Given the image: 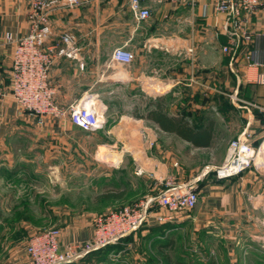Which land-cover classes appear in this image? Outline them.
Masks as SVG:
<instances>
[{"label":"crops","instance_id":"crops-1","mask_svg":"<svg viewBox=\"0 0 264 264\" xmlns=\"http://www.w3.org/2000/svg\"><path fill=\"white\" fill-rule=\"evenodd\" d=\"M143 5L150 15L141 20L131 11L129 0H79L71 7L53 8L49 14L52 31L47 42L61 45L63 33L74 37L68 45L71 54L56 56L50 66L49 81L54 87L55 100L64 108L88 95L101 100L104 86L120 85L116 98L121 100L131 95L135 107L109 112V116L115 117L107 131L142 133L135 140L116 139L123 147L135 148L132 155L138 168L152 174L141 176L146 185L145 197L156 196L167 181L193 184L198 193L193 220L202 225L211 222L230 241L242 222L250 217L248 205L261 197V193H247L248 187L258 184L259 169L251 168L238 176L218 180L211 168L222 162L228 141L244 128L259 139L264 125V85L257 78L264 72V66L249 64L243 57L244 46L236 48L232 55L221 51L227 38L217 31L211 0L145 1ZM28 12L29 0H0V116L26 120L42 134L70 133L78 127L67 116L37 123L36 118L20 113L12 99L9 89L12 44L4 42V35L6 32L13 36L27 34ZM251 28L261 30L262 19L253 18ZM118 46L134 53L129 65L117 67L118 63L111 60V53ZM249 48L264 63V40L256 39ZM108 94L114 92L110 90ZM160 99L168 115L183 116L199 126L211 120L209 146H194L145 118L146 112L155 108V102ZM242 101H252L258 107ZM151 132L165 136L151 139ZM148 141L152 144L148 145ZM178 144L195 149L218 146L222 151L216 164H208V168L199 171L197 167L184 166L173 150ZM150 147L154 154L148 153ZM263 156L264 147L257 164H264ZM183 220L184 216L170 224L174 226ZM92 232L91 222H69L61 229L60 247L87 241Z\"/></svg>","mask_w":264,"mask_h":264},{"label":"rangeland","instance_id":"rangeland-1","mask_svg":"<svg viewBox=\"0 0 264 264\" xmlns=\"http://www.w3.org/2000/svg\"><path fill=\"white\" fill-rule=\"evenodd\" d=\"M117 87L115 83L104 86L101 100L94 99L103 119V128L94 132L77 128L60 136L42 134L26 120L0 116V264L23 263L27 258L25 243L37 231L61 230L69 222L93 224L99 215L144 199L145 195L132 197L130 193L119 199L97 198L109 191L125 189L128 193L130 187H140L139 177L152 175L138 168L132 155L135 148L123 147L116 139L135 140L142 133L107 131L115 117L109 116V112L135 107L131 95L121 100L116 98L120 85ZM110 90L114 94H108ZM129 91L131 94L132 90ZM149 134L151 139L165 136L159 132ZM173 150L184 166L201 171L208 164L218 162L222 148L195 149L178 144ZM149 151L154 154L153 148ZM258 166V184L248 187L247 193H261V197L253 204L247 200L250 217L242 222L230 241L211 222L202 225L193 220L194 208L183 215L184 222L174 223L171 234L160 236L164 239L151 242L148 227H139L131 243L121 241L117 247H99V253L85 259L82 255L75 263L264 264V164Z\"/></svg>","mask_w":264,"mask_h":264},{"label":"built area","instance_id":"built-area-1","mask_svg":"<svg viewBox=\"0 0 264 264\" xmlns=\"http://www.w3.org/2000/svg\"><path fill=\"white\" fill-rule=\"evenodd\" d=\"M145 1L163 0H129L130 9L139 20L150 15L149 9L143 5ZM78 3L79 0H63L62 3L58 0H29L28 33L13 36L6 32L4 35V42L12 44L9 89L17 110L36 118L37 123L67 116L81 130L94 132L103 128V119L93 97L88 95L66 108L61 107L55 100L54 87L49 81V70L54 58L70 55L68 45L74 39L73 35L63 33L61 45L48 43L52 31L49 14L57 5L71 7ZM211 7L218 33L227 38V43L220 47L221 51L232 55L236 48L244 46V59L251 65L264 66L249 48L256 39L264 40V0H211ZM253 18L262 19L261 30L254 31L251 28ZM134 58V53L124 46L115 47L111 53V60L120 65H129ZM257 80L264 85V72L258 75ZM234 99L239 100L235 96ZM242 102L258 107L252 101ZM254 136L253 132L244 128L228 141L222 162L211 168L216 179L235 177L251 168L259 169L255 156L264 147V125L256 145ZM197 201L198 193L193 184L167 181L166 187L156 196L95 217L93 232L87 241L61 248V230L58 228L31 234L24 248L26 264L70 263L89 251L115 243L142 224L173 222L191 211Z\"/></svg>","mask_w":264,"mask_h":264},{"label":"trees","instance_id":"trees-1","mask_svg":"<svg viewBox=\"0 0 264 264\" xmlns=\"http://www.w3.org/2000/svg\"><path fill=\"white\" fill-rule=\"evenodd\" d=\"M145 118H148V119L154 121L160 129L167 131V132L174 133L178 137L190 142L194 146L205 147V146H209V144H210V140H211V136H212V127H213L211 120L208 121L206 124L199 126V125H196L194 122L191 123V121L187 120L183 116L168 115L164 111L163 99L162 100L160 99V100L155 102V108L148 110L146 112ZM258 141H259V139H256L254 144L256 145L258 143ZM213 174H214V172H213ZM124 176H126V175H124ZM214 177H215V174H214ZM138 181L141 184L140 187H138L137 189H133L132 187H130L129 188L130 190L128 191V193L125 189L115 191V192L109 191V192L102 193L97 198L98 199H112V198L119 199V198H123L125 195H129V193L132 197H138L140 195H145L146 194L145 193L146 185L142 182L141 177H139ZM127 184H128V182H127ZM196 191H197V189H196ZM144 198H146V197H144ZM151 223H153V222H151ZM143 226H147L148 227L147 229L149 230V232L152 233L151 236L148 237V239L151 242H155V241H157V239H164L163 237L167 236L168 232H169V234H171L174 227H175L168 222L162 223V224L153 223V225L142 224L139 227L142 228ZM138 228L136 230H134L133 232L129 233L128 235H125V236L119 238L118 241H116L115 243L107 244L103 247L104 248L117 247V246H119L118 244L121 241L131 243L133 241L134 235L138 232L137 231ZM161 235H163V237H160ZM168 240H169L168 241L169 244L171 245L172 241L170 239H168ZM161 241H163V240H159V242H161ZM97 253H99L98 249H94L92 251H89V252L84 254L83 259H85V257H88L92 254H97ZM83 259H81L79 261V263H81L83 261ZM63 264H76V263H75V261H73L70 263H63ZM175 264H184V263L177 261V262H175ZM210 264H215V263L212 261V262H210Z\"/></svg>","mask_w":264,"mask_h":264},{"label":"bare ground","instance_id":"bare-ground-1","mask_svg":"<svg viewBox=\"0 0 264 264\" xmlns=\"http://www.w3.org/2000/svg\"><path fill=\"white\" fill-rule=\"evenodd\" d=\"M263 149V147L260 149V151L256 154V156H255V162H257V160H258V156H259V154H260V152H261V150ZM264 157V156H263Z\"/></svg>","mask_w":264,"mask_h":264},{"label":"water","instance_id":"water-1","mask_svg":"<svg viewBox=\"0 0 264 264\" xmlns=\"http://www.w3.org/2000/svg\"><path fill=\"white\" fill-rule=\"evenodd\" d=\"M130 232H131V231H130ZM130 232H128L127 235H128Z\"/></svg>","mask_w":264,"mask_h":264}]
</instances>
